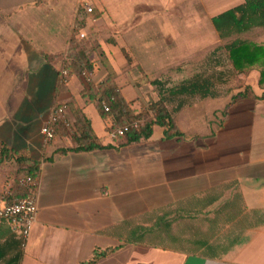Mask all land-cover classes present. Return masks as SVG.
<instances>
[{"label": "crops", "instance_id": "0c3cea01", "mask_svg": "<svg viewBox=\"0 0 264 264\" xmlns=\"http://www.w3.org/2000/svg\"><path fill=\"white\" fill-rule=\"evenodd\" d=\"M229 1L208 0V15L192 16L184 44V0H91L95 18L84 0H0V192L11 187L19 197L17 179L30 164L40 175L22 264H81L114 248L97 264H264L260 67L247 98L233 102L244 89L170 107L183 134L170 139L156 127L140 143L113 140L97 99L82 97L90 83L111 77L128 101L138 100L134 109L158 101L154 81L173 83L171 74L223 44L212 19L231 9L214 12ZM81 34L96 62L92 80L63 82ZM72 102L104 149L62 153L72 143L57 131L45 140L52 111ZM12 235L22 238L0 218V242Z\"/></svg>", "mask_w": 264, "mask_h": 264}, {"label": "trees", "instance_id": "16d2710c", "mask_svg": "<svg viewBox=\"0 0 264 264\" xmlns=\"http://www.w3.org/2000/svg\"><path fill=\"white\" fill-rule=\"evenodd\" d=\"M91 15L97 17L93 8ZM213 25L223 42L221 46L210 53L200 65L194 69L192 76L180 83L169 81H154L153 86L159 94L158 101H151L140 110L134 109L136 101H128L121 93V88L116 86L109 77L99 87L92 83L89 89L82 94L98 101V109L108 123V133L112 131L111 123L126 126L133 120L143 121L138 127L126 133L121 140L125 145L136 144L149 140L156 127L164 129L166 138L180 137L182 132L169 108L174 106L176 111L191 106L199 99H216L223 95L220 88L229 84L235 76L244 74L250 76L255 67H260L259 85H264V46L249 42L242 37L255 29H264V0H244V3L214 17ZM85 38L72 40L71 53L66 68L71 72L81 75L83 72L92 73L96 62L90 59ZM128 59H130L128 57ZM131 62V59H130ZM252 88L246 87L244 93L233 97V102L239 98L251 95ZM109 106L110 112L104 111L103 105ZM70 128L59 123L56 127L58 135L68 137L72 145L62 153L73 151L76 153L92 152L105 148L102 138L99 137L89 117L76 102L65 105ZM61 107V106H59ZM58 108V107H57ZM175 112V110H174ZM22 161V160H21ZM24 165L28 161L24 160ZM32 176L38 181L39 168L35 164L28 166V171L20 178ZM19 179V178H18ZM17 179V180H18ZM37 190H34V193ZM29 192L19 193V197L28 195ZM26 241L12 235L6 241L0 242V264H22ZM119 248L95 250L90 261L81 264H97L99 261L118 251Z\"/></svg>", "mask_w": 264, "mask_h": 264}, {"label": "built area", "instance_id": "2783aa9c", "mask_svg": "<svg viewBox=\"0 0 264 264\" xmlns=\"http://www.w3.org/2000/svg\"><path fill=\"white\" fill-rule=\"evenodd\" d=\"M88 13L93 12V8L88 5L85 6ZM81 38H85V34L80 35ZM80 76L87 82H91L92 74L89 72H83L81 75L71 73L65 66L61 72V78L63 82H68L72 77ZM104 111L109 113V106L103 105ZM59 123L64 124L67 128H70V122L67 118V107L61 106L55 108L50 115L48 125H46L42 133L45 136L47 142H52L56 138V127ZM143 121L133 120L131 124L126 126L116 125L111 123L112 131L109 133L113 140H118L124 137L127 132L134 128H138ZM17 185L23 192H29L24 197H15L11 187H8L4 191L0 192V218L11 222L14 233L21 236L25 241L30 236L32 229L38 218V201L37 193L34 190L38 187V181L32 176L19 178Z\"/></svg>", "mask_w": 264, "mask_h": 264}, {"label": "rangeland", "instance_id": "374dc122", "mask_svg": "<svg viewBox=\"0 0 264 264\" xmlns=\"http://www.w3.org/2000/svg\"><path fill=\"white\" fill-rule=\"evenodd\" d=\"M218 1L219 0H215V2H218ZM240 1L241 0H230L228 5L216 8L214 10V12L217 13V12H219L221 10H224V9H227V8H230V7L231 8L235 7V6H237L240 3ZM207 2H208V0H184L185 4L182 7L179 8L180 9L179 11L181 12L180 15H181L182 21L184 22V29H185L184 33H183V42H184V44H185V41H186V34L188 35V33H189L188 32V29H189L188 27H189L190 19H192V16H194L196 14V12L198 13V15H200V17L202 15H204V14H207L205 12L206 9H207ZM86 5H88L89 7L94 8L93 7L94 5L91 2V0H84V6H86ZM209 15H211V14H209ZM209 38H211V37H209ZM242 38L247 40V41H249V42H252V43L263 42L264 41V30L253 31L252 33L244 35ZM213 40H214L215 43H217V40H218L217 36H214ZM210 41L211 40L209 39V42ZM199 64L198 65H194V66H193V64L192 65H190V64L189 65H185L186 66L185 68L187 70H181L180 72L173 73V74H171L170 78L174 79L173 83L175 81H176L175 83H180L184 79L191 77L192 76V72L189 73V71H193L195 68H197L199 66ZM249 77L250 76L246 75V73L239 74V75L235 76L232 80H230L229 84L222 86L220 88V91L224 95H226V94L230 95V94L237 93L240 90H244L246 88V86H247L246 84L248 83V81L250 79ZM175 79H177V80H175ZM127 97H129V96H127ZM158 130H160V128Z\"/></svg>", "mask_w": 264, "mask_h": 264}]
</instances>
